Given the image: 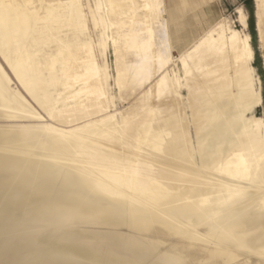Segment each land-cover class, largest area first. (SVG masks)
<instances>
[{
  "label": "bare ground",
  "instance_id": "bare-ground-1",
  "mask_svg": "<svg viewBox=\"0 0 264 264\" xmlns=\"http://www.w3.org/2000/svg\"><path fill=\"white\" fill-rule=\"evenodd\" d=\"M39 1L40 5L34 6V0H0V56L14 72L21 88L47 107L48 116L53 120L63 118L68 126L45 123L0 128V171H11L0 173V251H3L0 264H264V120L253 113L262 104V95L260 79L252 65L254 52L249 35L244 32L247 25L244 12L240 9L238 16L242 30L226 33L221 24H216L178 57L182 75L168 71L170 60L166 58L170 56L172 61L173 58L166 27L162 29L164 17L156 16L157 11L154 17L150 16L156 5L152 6L153 11L147 13L152 19L144 17L150 21L144 23L147 26L142 31L154 47L155 40L161 41L165 50L161 61L157 64L155 61L158 74L150 77L154 82L149 83L146 92L152 86L156 93L168 90L178 106L166 119H142L135 126L138 129L135 135L132 133L138 140L135 151L124 146L126 141L122 136L124 126L130 121L127 119L136 115L135 104L130 106L132 111L111 112L114 95L108 94L104 85L110 78L107 41L111 40L116 62L114 86L120 89L123 69L119 65V42L128 41L140 31L131 30L129 37L125 33H107L113 25H120L109 18L110 10L115 13L117 8L123 9L120 4L111 5L116 0H108L111 6L107 11L104 5L108 6V2L104 4L103 0H94L95 9L89 0ZM255 4L257 25L264 40V0H255ZM129 10L120 13L126 15ZM132 18L129 21L134 24ZM88 21L94 28L104 26L96 39L86 33ZM66 25L82 36L75 34L63 39L57 29ZM29 38L30 41L23 43ZM47 41L57 46L42 62L36 52L39 42ZM137 42L131 44L139 49ZM160 47L156 49L163 50ZM153 52L154 49L152 55H155ZM58 55L62 58L56 70L46 71ZM214 56L220 58L210 61L212 69L215 63L224 62V66L216 67L219 75L215 73V78L212 73L211 82L213 76L216 80L206 85L192 105L189 97L198 85L200 74L212 70L208 60ZM222 58L230 59L229 68ZM203 62L207 67H202ZM225 65L231 68V74H227ZM204 75L202 79L208 76ZM9 82L0 64V110L5 113L11 110L12 117L16 114L38 117L24 97L8 88ZM195 116L199 121L192 131L189 126ZM103 137L119 142L101 148L97 140ZM95 149L99 156L91 157L89 153ZM133 164L142 167L139 165L138 169ZM146 172L149 177H142ZM77 221H93L112 233L115 227L126 226L145 234L111 236L108 230L105 233L78 227L67 230L65 235H56L60 233L58 229L71 227ZM31 227L51 231L45 236L36 232L40 236L38 243L27 244L28 248H19V241L15 246L14 240L12 245H5L7 237L13 235L21 234L18 238L25 240L27 236H37L34 231L32 234L28 231L35 230ZM80 236L103 238L122 252L111 251L110 244L106 247L110 251L104 248L102 252L73 242L74 237ZM154 243L164 248L154 250L151 246ZM198 250L206 252L204 258L196 256L200 255Z\"/></svg>",
  "mask_w": 264,
  "mask_h": 264
},
{
  "label": "rangeland",
  "instance_id": "rangeland-1",
  "mask_svg": "<svg viewBox=\"0 0 264 264\" xmlns=\"http://www.w3.org/2000/svg\"><path fill=\"white\" fill-rule=\"evenodd\" d=\"M141 1H142V3H141ZM155 1H157V2H154L153 0H148L147 2H146V0H134V1L133 0L132 1L131 0H122V1L121 0H116V2L112 1V3H111V2H108V0L107 1L103 0L104 4H106L105 2H108V6L104 5V6L108 7V9L106 7L104 8L106 11L109 10L110 6L114 5V4L115 5L116 4L117 5L120 4L122 6V8H123V9H120V10H118V8H117L116 9L117 11L115 13H114V11L110 10V13H114L115 15L114 14L111 15L109 13V15H110L109 18L111 20H113V21L114 20L118 21L120 23V25H113L111 28H109L107 30L108 34L117 35L118 33L119 34L121 33V35H123L125 33L126 35L127 34L130 35L129 32H131V30H136V33H138L139 31L141 32V33L139 32V34H136V36L133 35V36H135L134 38H131V37H133L132 35H131V37H129L127 35L130 38L128 41L125 40L123 42V40H121L119 42V45H118L119 46V48H118L119 50L118 51L121 54V55L119 54V57H120L119 58V65H121V68L123 69V71H122L123 72L122 73L123 76H121L123 84H122V87L120 89H118L117 87L114 86L113 76L115 75L116 62H115L114 50H113V46H112L111 40L107 41V45L108 46H107L106 60H107V63L109 65L110 78L108 79V82L105 83L104 88H105V90L107 91L108 94L114 95V98L110 101L109 110L111 112L120 111V110H122V112H129V111H132V110H130V109H132V108H130V106L135 104L134 105L135 108L133 107V111L136 112V115L130 117L131 119H127V120H130V121H128V123L124 126V128L122 130V136H123L124 140L126 141V144H124V146H126V147L130 146L131 148H133V150L138 151V148H137L138 145H136V142L138 140L133 137V135H135L136 131L138 130L137 127H135V126H137V125L139 126V124L144 121L142 119H145V120L146 119H151L152 121L166 119L167 117H169L170 112L175 110L176 106H178V104H177L178 101L177 100L175 102L173 101L171 92L170 91L168 92V90H167V92H165L166 90H163V91H159V92L156 93L153 90V86H152L151 87L152 90H149V91L146 92V90L148 89L149 85L154 82L153 79L151 81V78L152 77L154 78L158 74V67H156L157 66L156 64H157V62L161 61V57L160 56L164 55L163 51L165 50V48L161 45V41L159 43V41L157 42L155 40L154 42H155L157 48H159L161 46L160 48L161 49L163 48V50L160 51V50L156 49V46L155 47L153 46V42L147 40L148 38L146 37L145 32L143 33V31H142L143 29L145 31V29H146L145 26H147L144 23L146 22L148 24L149 21H150L149 19L150 18L152 19V17L155 16V12L156 11L158 12V13L156 12L157 13L156 16L157 15L159 16L161 14L164 17V20H162L163 19L162 17H158V18H161L160 20L164 21V23H165L164 24L165 26L163 25V28H162V26H161V28L165 29V27H166L167 39H168V48H169L170 55L173 58V61L170 59V56H169V58H166V59L170 60L169 61L168 71L171 74L174 71V72H177V73L182 74V75H183V71H182L181 65H180V63L178 61V57L183 52H185L189 48L193 47L195 45L196 41L208 29H211V28L215 27L216 24H221L222 25L221 28L226 33H229L230 30H232V29H236L238 31L242 30V24L240 22L241 17H238V16H240L239 13L241 12V10L244 12L245 18H246V22H247V25H246V27L244 29V32L247 33L249 35V38H250V44H251L253 52H254L253 53L254 57H253V60H252V65L254 66L255 72L258 75L259 79H260L261 95H262V104L260 106L256 107L254 109L253 113L256 116H262L263 120H264V45H262V43H264V40L262 38V35L260 34V30H259L258 25H257V17L258 16H257V8H256L255 0H209V4H207L206 6H201L200 8L198 7L199 9L195 8L193 11H191L189 13L188 17H183V18H178V19L172 18L170 15H168L165 12V10H164V7H166L165 0H164V3H163V0H161V1L159 0L161 4L159 3L158 0H155ZM40 2L41 1H39V0L38 1L34 0V4L33 5L34 6H39ZM83 2H85V0H83ZM89 2L91 4L92 8L95 9L94 0H89ZM132 2L133 3L135 2L134 3L135 5L131 4ZM143 2H145V3H143ZM152 2H153V4H152ZM110 3H111V5H109ZM146 3L148 4V7H150V8L153 5H156V6H154V10L155 11L151 12V11H153V7L151 8V10L148 7L144 8V5H146ZM154 3H157V4H154ZM134 7H136V8H134ZM140 7H141V9H140ZM132 8H134L136 11L133 10ZM158 8L160 9L161 12L158 11L159 10ZM111 9H112V7H111ZM126 10H129L130 12H128V13L125 12L126 15L121 14L123 11H126ZM132 10H133V12H132ZM144 11H145L146 15H145ZM85 12H86V14L89 15L87 8H85ZM150 12H151V14L154 13V15L150 14V16H152V17L147 15V13L149 14ZM117 13H119V14H117ZM133 15H135V16H133ZM145 16L146 17L148 16L149 19L146 18L147 19L146 20L144 18ZM132 17H134V20H133L134 24L136 23L138 26L136 24L134 25L131 22L132 20L129 21V19H133ZM140 20H142L143 23ZM133 25H134V27H133ZM88 26H89V29L86 31V33L88 32L94 39H96V36L98 35L100 29L101 30L104 29V26L102 27V25H99L98 28H94L91 21H88ZM135 26L137 27V29H139L138 31H137ZM57 30H59V34L60 35H63V39H66L67 37H73L75 34H77L78 36H82V34H80L79 31H75L72 28V26H69V25L63 26V27H61V28H59ZM260 35H261L262 40L260 38ZM142 37H144V40L142 39ZM30 40H31L30 38L28 40H24L23 43H25L26 41L28 42ZM135 40H138V42L135 41ZM139 41H141V43ZM135 42H137L136 46H137V44L139 45V46H137L139 49H136V47H132V44L135 43ZM149 43H150V45H149ZM157 43H159L158 45H160V46H158ZM129 44L131 46H128ZM56 46H57L56 43H53V42H50V41L39 42L38 51L36 52L37 55H38V58L42 62H45L47 60V58H48L49 52H51V50H55ZM127 46H128V48H127ZM150 46L154 47V48L153 47L151 48V51H150ZM132 48H133V50L135 48V50L133 51ZM144 49H145V51H144ZM152 49H154L153 54H155V55H152ZM130 50H131V52H130ZM146 50H148V51H146ZM74 51H75V49H74ZM32 52H34V50H32ZM156 53H157V55L158 54L159 55L156 56ZM160 53H161V55H160ZM65 55L66 56H68V55L70 56V53H66ZM143 55L144 56L148 55L149 57H147V56L144 57ZM134 56H135L136 60L134 59ZM198 56H199V54H198ZM218 56H219V54H218ZM218 56H217V58L219 59L220 57H223L224 55L223 56L220 55V57H218ZM60 58H62V55L55 56L54 57V65L51 64L50 66H47V70L46 71L54 72L56 70V66L58 65V61L60 60ZM129 58H131V59H129ZM217 58L216 57L214 59L210 58L212 60H210V59L208 60L209 64L211 63L210 61H212V63L215 62V61H213L215 59L217 61H219ZM144 59L148 60L149 62H146ZM153 59H155V60H153ZM223 60L225 61V58ZM228 60L226 58V61H225L226 63L225 64H227V66L230 63V59L229 58H228ZM98 61L100 63H103V60L101 58H99V57H98ZM133 61H134V63H136V65H135L136 67H134V65H133V67H134V69H133L134 70L133 71L134 75H132L133 73L131 72L132 71L131 63ZM155 61H156V64H155ZM208 61L206 60V62H208ZM170 62H172V63L170 64ZM206 62L202 63V67L203 68L207 65ZM221 62H223V61H221ZM134 63H132V64H134ZM146 63H148L149 65L146 64ZM212 63L210 64L211 69L213 68L212 67L213 66ZM0 64L2 65V67L5 70L6 74L10 78V82L7 84L8 88H10V90L12 92L18 93L22 97H24L29 102L30 108L33 111H35L36 113L39 114L38 117H21V116H17V114H16V116L12 117L11 115H13V113L11 112V110H8L7 113H5V112L0 110V128H7V127H11V126L18 127V126H23V125H40V126H43L45 123H52V124H54V125H56L58 127H66V126H68V124L64 122L63 118L62 119L59 118V120H56V119L53 120L52 118H50L48 116L47 112H46L47 107L46 106H41L40 104H38L31 97V95L27 91H25L24 89L21 88L19 82L17 81L16 77L14 76V72L11 70L9 65L2 59L1 56H0ZM209 64H208V66H209ZM215 64H217L214 67L215 70L214 69L209 70V72L207 71L208 73L206 72V74H205V75H208V76L204 77V79H206L207 82L204 79H202V77H203L202 75H204V74H200L202 77L199 75L200 76V77H198V81L199 82L197 84L199 86L201 85L200 87L202 89L198 85H195V90H196V88H199L198 89L199 91L198 90H196V91L194 90L192 92L191 96L189 97V102L192 105L195 103L197 95L200 92H202V90H205V88L207 86H209L214 80H216L215 79L216 78L215 73L217 74V72H218V68H216V67L219 66V65H223L224 62H223V64H220V62L219 63H215ZM137 65H138V67H137ZM200 65H201V63H200ZM43 66H45V65H43ZM223 66H220V68L223 67ZM227 66L225 65V67L227 69L226 72H227V74L228 73L231 74L232 73L230 71L231 68L228 69L229 66H228V68H227ZM72 67L75 68V65H72ZM148 68H149V70H148ZM135 69H136V72H135ZM226 69H224V71ZM154 70H155L156 73L153 72ZM220 72H222V71H220ZM135 73H137V74H135ZM212 73H213V75H215V78L213 76L212 79H214V80H212V82H211ZM218 75L219 74H217V76ZM134 76H135V78H134ZM208 79H210V81ZM149 80L151 82H149ZM229 81H231V80H229ZM200 82H201V84H200ZM196 92H198V93H196ZM164 93H165V95H164ZM167 93L170 94V96ZM182 93L184 95H186L187 92H186V90H183ZM194 93H196L195 96H194ZM144 94H145V98H144ZM158 100H160V102ZM157 103H158V105H157ZM169 105H172L173 107L172 106L169 107ZM162 107H163V109H162ZM171 107H172V109H170ZM150 108H151V110H149ZM142 109L143 110L146 109V111H144L145 113L143 112ZM138 111H139V113H137ZM135 112H132L131 114H133V113L135 114ZM155 112H156L157 115L155 114ZM166 115H167V117H165ZM158 117H160V118H158ZM161 117L162 118L165 117V118L161 119ZM156 118H158V119L156 120ZM198 121H199V117L195 116V118L193 119V122L189 126V129H192V131H193L196 128V126L198 125ZM130 123H131V125H130ZM131 127H133V128H131ZM180 131L182 132L181 129H180ZM180 131H178V132H180ZM132 133H133V135H132ZM130 136H132V137H130ZM97 141L100 143V144H98V146H100L101 148H106V147H111V143L119 142V139H109L108 137H103V138H99ZM97 151L98 150L95 149L92 153H89L90 156L91 157H98L99 153ZM113 162H111V164ZM114 164H117V162H115ZM139 165L138 164L137 165L133 164V166H137V168H138V166H139V168L142 167V164H139ZM137 168H135V169H137ZM144 169L146 170V168H144ZM149 170L152 171V169H149ZM149 170H148V172H149ZM10 172L11 171L8 170V169L0 171L1 174H9ZM154 173H155V170L151 174L153 175ZM145 174H147V172ZM145 174H143L141 176L144 177V178L145 177L148 178L149 174H147V175H145ZM142 177L140 179H142ZM74 224L75 225L77 224L78 226L77 225L75 226ZM78 227L81 228L80 230H82V229H93V230H101V231L104 230L105 233H106L105 230L109 231V229L107 227H105L103 225L100 226L98 224H95L93 221H89V222L77 221V222L71 224V227H70V225L63 226L60 230L58 229V231L60 233L56 234V232H58V231H56L55 234L59 237L60 235H65L72 228H74V229L77 228L78 229ZM31 228L34 229L35 227H31ZM36 229H37V231H36ZM30 230L31 229L28 230L29 232H31L30 234H32L33 233L32 231H34V234H37V236H35V237L27 236L28 238H26V240H25V238H18V237H22L23 236L21 234L15 235V236L13 235V237L15 239L10 236V238H12V239L9 240L10 238L7 237L8 240L6 239L4 241L5 245L6 246L12 245L13 244L12 242L14 240L15 244H16L15 246H18V243L20 242L19 243V248H22V249L28 248L30 246H28L27 244L32 245L33 243L34 244L38 243V240H39L40 236L49 235L50 231H51L49 229H45L46 230V233H45V230H43V228H41L40 231H39V228H35V230H31V231ZM41 230H42V232H41ZM111 231H113V233L109 231L110 233L107 232V234H109L111 236H113V235L115 236V234H116V236H120V235L123 236V234L124 235H132V234H134L135 236H140L141 234H145V232L136 231V230L134 231L131 228L126 227V226H117ZM114 231H116V233ZM117 231H119V232H117ZM36 232H40V236H38L39 234L36 233ZM117 234H119V235H117ZM83 237L84 236L74 237L73 238V242H76L78 245L80 243H81L80 245H82L84 243L83 244L84 246L87 244L86 246H88V247L91 246V248H92V246H93L94 248H97V249L99 248L98 250H100L102 252H103L104 248L109 246V244L111 245L109 248H111L113 246L112 243H108L109 241L108 240L105 241V239H103V238L97 239L98 237L94 238V236H89V237L85 236V239H84ZM81 239L84 240V241H82ZM35 241H37V242H35ZM4 242H3V244H4ZM151 246H152V248L154 250L155 249L158 250V249H163L164 248V246L159 244V243L151 244ZM114 248L116 249V251H115ZM106 249H108V248H106ZM111 249H112L111 251L114 250V252H117V251H120L119 253L122 252V249L117 248L116 246L115 247L113 246V248H111ZM108 251H110V249H108ZM189 251L194 252L195 250L191 249ZM198 251H200V252H198L200 255L197 254L196 256L197 257L200 256L201 258H204V254H206V252H204L202 250H198ZM104 252H105V250H104ZM1 253H3V251ZM1 253H0V255H1ZM251 258L254 259V260L256 259V257H254V256H251ZM193 261H195V263H196V260H193ZM226 264H230V263H226Z\"/></svg>",
  "mask_w": 264,
  "mask_h": 264
},
{
  "label": "crops",
  "instance_id": "crops-1",
  "mask_svg": "<svg viewBox=\"0 0 264 264\" xmlns=\"http://www.w3.org/2000/svg\"><path fill=\"white\" fill-rule=\"evenodd\" d=\"M165 2V12L174 19L188 17L195 8L209 4V0H165Z\"/></svg>",
  "mask_w": 264,
  "mask_h": 264
}]
</instances>
